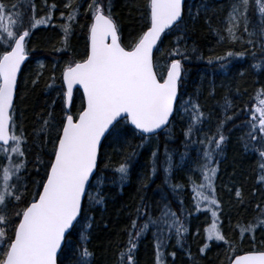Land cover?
<instances>
[{
	"label": "trees",
	"instance_id": "obj_1",
	"mask_svg": "<svg viewBox=\"0 0 264 264\" xmlns=\"http://www.w3.org/2000/svg\"><path fill=\"white\" fill-rule=\"evenodd\" d=\"M229 1L185 0L182 28L166 31L154 53L159 72L164 73L172 59L181 60L178 99L180 103L191 100L199 104L205 115L200 130H194L190 138L185 137L189 117L181 108L175 111L167 128L148 141L132 132L119 141H105L98 161L97 178L90 189L92 195L99 190L104 203L86 206L80 225L64 242L60 256L62 264H77L84 247L92 253L90 264H121L119 254L128 248L129 232L135 236L132 221H136L139 229L149 216L158 217L166 205L176 213L187 231L180 237V243H177L174 231L171 234L165 231L164 247L160 249L161 264H228L234 255L264 250V223H260L264 221V182L260 181L264 172L259 166L262 162L257 151L260 145L248 135L250 112L258 105L259 99H264V95L258 96L264 90V19L254 0H250L247 19L238 29V39L228 40V11L225 8ZM67 2L0 0L9 9L16 6V11L23 15L25 28L30 27L33 16L40 19L51 13L50 22L32 30L28 38L29 58L19 74L12 110L14 131L24 141L21 147L26 167L20 173V183L26 184L28 191H34L33 181H39L43 176L44 163L49 160L47 153L52 148L50 142H43V121H50L51 138L56 134L53 126L63 118L64 101L60 88L65 63L69 59H82L88 44L92 16L87 7L91 0H74V6L79 5V14L71 22V34L65 45L62 28L68 23ZM99 2L105 6L106 12L110 6L121 42L125 46L133 43L144 29L146 0ZM52 5H55L54 9ZM61 13H64L63 17ZM221 36L225 40H221ZM177 48L183 56L171 55ZM227 51L242 55L217 59L225 56ZM210 59L212 63H209ZM80 97L81 93L74 91L73 112L80 108ZM218 128L226 139L221 150L214 154L212 165L217 168L213 187L219 207L215 210L220 232L232 247L223 241L207 240L206 229L213 221L211 211L206 202L198 209L197 201L193 199L192 181L201 182L200 166L204 163V146L197 141L216 135ZM166 151L172 157L170 175L164 172ZM153 152L157 154L155 173ZM16 160L17 157L13 159ZM122 162L129 165L123 182L114 171ZM98 181H103L99 189ZM237 190L241 192L240 197L236 196ZM13 211L10 207L9 215ZM226 222L232 223L231 234L225 228ZM89 224L90 228L87 227ZM249 224L259 226L255 232L242 234L240 229ZM155 232L156 228L150 225L148 231L135 240L134 264H157ZM82 235L87 237L86 242L81 239ZM205 245L208 247L201 253L200 249ZM172 253H175L174 257ZM123 264H128L127 257L123 258Z\"/></svg>",
	"mask_w": 264,
	"mask_h": 264
},
{
	"label": "snow or ice",
	"instance_id": "obj_2",
	"mask_svg": "<svg viewBox=\"0 0 264 264\" xmlns=\"http://www.w3.org/2000/svg\"><path fill=\"white\" fill-rule=\"evenodd\" d=\"M249 3L250 0H239L233 6L226 29L228 40L238 39L236 28L240 18L247 19ZM254 3L264 19V0H254ZM51 7L54 9L55 5ZM65 7L69 9L68 23L62 30L67 45L71 22L79 14V5L74 6V0H68ZM145 7L144 29L133 43L125 46L118 35V26L111 17L110 6L106 12L99 0H91L88 4L87 11L92 16V23L88 26V44L82 59H69L65 63L60 88L64 101L63 118L53 126L56 134L51 138L50 121H43V142H50L52 148L47 153L49 160L46 163L40 161L44 163L43 176L39 181H33L34 191H28V186L20 183V173L26 167L21 147L24 141L15 134L12 110L18 74L27 59L28 38L32 30L50 22L51 13L40 19L33 16L30 27L25 28L23 15L16 11V6L9 9L0 3V154L8 161L0 167V264H62L60 256L64 242L80 225V217L86 206L104 203L101 192L98 190L92 195L90 189L97 178L98 161L105 141H119L128 132L148 141L167 128L174 111L178 112L181 108L189 117L185 137L190 138L194 130H200L205 115L199 104L191 100L180 103L178 99L181 60L172 59L170 67L163 73L157 71L153 57V49L162 34L182 28L185 0H146ZM220 39L225 40V37L221 36ZM171 55L184 54L177 48ZM234 55L242 54L227 51L225 56L217 59L227 60ZM209 63H212L211 59ZM74 91L81 93V105L76 112L72 110ZM261 95H264V90L258 93V96ZM129 125L132 127L129 128ZM248 127L251 140L260 145L257 149L262 160L259 166L264 172V99H259L258 105L251 110ZM220 128L216 135L197 141L204 146V163L200 166L201 182L196 184L192 181L193 199L197 201L198 209L201 203L206 202L211 211L213 222L206 229L207 240L223 241L232 247L216 223L218 217L215 209L219 204L215 198L213 180L217 168L212 165L214 154L221 150L226 139ZM13 156L17 157L16 161H13ZM152 156L155 173L157 154L153 152ZM165 164L164 172L170 175L172 157L167 151ZM114 171L123 182L127 178L129 165L122 162ZM260 181L264 182V175H261ZM102 183L98 181V189ZM25 192H28V196H25ZM236 196H241L239 190ZM10 207L14 209L11 215L8 212ZM137 211L139 214L140 210ZM150 225L156 228L157 264H161L163 259L160 249L164 247L165 231L168 234L174 231L177 243L187 231L167 205L161 209L158 217L149 216L139 229L133 220L135 236L129 232L128 248L119 254L121 264L124 257H127L128 264H134L132 251L136 248L135 240L144 235ZM257 226L249 224L240 231L242 234L255 232ZM81 239L86 242L87 237L82 235ZM207 247H202L201 253ZM232 250L235 251L234 248ZM91 256L92 253L84 247L77 264H90ZM230 264H264V251L234 255Z\"/></svg>",
	"mask_w": 264,
	"mask_h": 264
},
{
	"label": "rangeland",
	"instance_id": "obj_3",
	"mask_svg": "<svg viewBox=\"0 0 264 264\" xmlns=\"http://www.w3.org/2000/svg\"><path fill=\"white\" fill-rule=\"evenodd\" d=\"M239 3V0H238V2L236 3V5ZM241 11H242V9H241ZM233 12V10H231L230 11V13H232ZM230 13H228V15H227V27H228V19H229V14ZM15 158V156H13V159ZM8 163V161L5 159V157L2 155V154H0V167H2V166H4V165H6ZM213 222V221H212ZM216 223H217V227L219 228V230H220V227H219V224H218V220L216 221ZM232 223H230V222H226V225H225V228L227 229V231L229 232V234H231L232 233V228H231V225ZM211 225H212V223H210V225H209V228L211 227ZM264 232V231H263Z\"/></svg>",
	"mask_w": 264,
	"mask_h": 264
},
{
	"label": "bare ground",
	"instance_id": "obj_4",
	"mask_svg": "<svg viewBox=\"0 0 264 264\" xmlns=\"http://www.w3.org/2000/svg\"><path fill=\"white\" fill-rule=\"evenodd\" d=\"M238 2V0H230L227 4H226V8L225 10L228 11V13H230L231 10H233V6L236 5V3ZM244 19L243 18H240L239 19V24H238V27L236 28V36L238 35V29H239V26L241 24V22H243ZM227 29V28H226ZM228 41V40H227ZM224 194V193H222ZM229 264V263H228Z\"/></svg>",
	"mask_w": 264,
	"mask_h": 264
},
{
	"label": "water",
	"instance_id": "obj_5",
	"mask_svg": "<svg viewBox=\"0 0 264 264\" xmlns=\"http://www.w3.org/2000/svg\"><path fill=\"white\" fill-rule=\"evenodd\" d=\"M157 44H158V42H157ZM156 47H157V45H156ZM156 47L153 49V55H154V51H155V49H156ZM171 64V63H170ZM170 64L168 65V67H170ZM23 65V64H22ZM22 65H21V67H22ZM167 71V70H166ZM166 73V72H165ZM19 75V74H18ZM171 118V117H170ZM247 252H249V251H245V252H242V253H240V254H237V255H243V254H245V253H247ZM234 258V257H233ZM229 264H230V262H229Z\"/></svg>",
	"mask_w": 264,
	"mask_h": 264
}]
</instances>
